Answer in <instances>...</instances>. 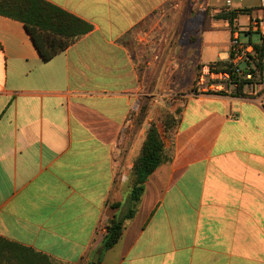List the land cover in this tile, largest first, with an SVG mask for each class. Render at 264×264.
I'll use <instances>...</instances> for the list:
<instances>
[{"label":"crops","instance_id":"crops-1","mask_svg":"<svg viewBox=\"0 0 264 264\" xmlns=\"http://www.w3.org/2000/svg\"><path fill=\"white\" fill-rule=\"evenodd\" d=\"M45 1L93 30L45 62L25 25L0 15V238L12 242L0 264L97 254L96 264H264L263 87L255 98L181 96L178 130L162 135L171 160L149 176L118 244L99 253L130 208L158 99L183 91L190 59L194 83L199 66L229 58L234 31L264 27L261 0L234 2L252 10L234 30L215 17L226 0H206L203 13L192 0Z\"/></svg>","mask_w":264,"mask_h":264},{"label":"trees","instance_id":"trees-1","mask_svg":"<svg viewBox=\"0 0 264 264\" xmlns=\"http://www.w3.org/2000/svg\"><path fill=\"white\" fill-rule=\"evenodd\" d=\"M252 10L220 12L215 17L218 20H227L232 30L235 29V21L239 13H251ZM0 15L22 22L26 30L31 35L35 46L37 47L42 59L45 62L51 61L60 53L66 51L81 37L89 34L93 26L86 21L70 14L69 12L45 1V0H0ZM254 36L258 41H253ZM241 39L254 46L255 58L253 59L252 73L255 76L254 85L259 84L260 77L264 68V44L260 33L243 32ZM211 66L219 71L228 70L230 64L228 61H217L211 63ZM202 66H199L201 70ZM199 70V71H200ZM217 95L227 96L225 93H216ZM234 96L245 98H255L254 93L244 92V83L238 87ZM182 112V111H181ZM180 118L174 115H168L166 118L165 129L169 138L176 134ZM171 151H167L162 135L156 125L149 129L141 154L136 160L133 177L134 183L130 197V208L123 217H115L108 226L107 232L102 242L99 253L102 255L113 249L120 241L126 223L132 220L136 215L137 207L145 191V183L150 175L163 163L171 160ZM12 244L4 238H0V246ZM32 264H56L48 256L38 255V261ZM96 264V262H92Z\"/></svg>","mask_w":264,"mask_h":264},{"label":"built area","instance_id":"built-area-1","mask_svg":"<svg viewBox=\"0 0 264 264\" xmlns=\"http://www.w3.org/2000/svg\"><path fill=\"white\" fill-rule=\"evenodd\" d=\"M206 0H192L193 9L199 12H206ZM237 0H226L225 12H231L234 2ZM262 8H264V0H261ZM242 32H259L264 44V27L259 21L244 26ZM241 31L236 30L232 34L230 41V56L226 60L230 67L228 70H216L210 64L201 67L197 78L195 91L197 95L225 93L227 95H235L238 87L244 83V92L252 94L258 87L264 88V68L260 77V83L254 85L255 76L251 69L253 68V59L255 58L254 46L241 40ZM137 109V108H136Z\"/></svg>","mask_w":264,"mask_h":264},{"label":"rangeland","instance_id":"rangeland-1","mask_svg":"<svg viewBox=\"0 0 264 264\" xmlns=\"http://www.w3.org/2000/svg\"><path fill=\"white\" fill-rule=\"evenodd\" d=\"M193 59H190L191 68L188 69L189 70L188 75L184 79L185 82H184L183 91H181V90L177 91V92L175 91L176 95H174L173 97H170V101H168L166 103H164L165 100L167 99L166 97H161L158 99L159 103L161 104V107H158V110L156 113V119L154 118V119H152L151 122L148 123L149 124L148 131L152 127V125H156L158 127L161 135H163V137H169L165 133L166 129H165V123H164V122H166L167 116L168 115H174V117L179 118L181 111H182V106L180 105V103L184 99L181 96H183L186 93H192L194 95H197V93L195 91L196 79H195L194 83L191 82V80L193 79V76H195V74H194L195 70L194 69H196L195 65L192 64ZM198 70H197V75L199 73ZM188 82H189V84H188ZM191 83H192V86H191ZM147 104L145 105L144 109L142 110V114L144 116L147 115L146 107L148 108L149 102Z\"/></svg>","mask_w":264,"mask_h":264},{"label":"water","instance_id":"water-1","mask_svg":"<svg viewBox=\"0 0 264 264\" xmlns=\"http://www.w3.org/2000/svg\"><path fill=\"white\" fill-rule=\"evenodd\" d=\"M95 257V262H97L99 260V254H97Z\"/></svg>","mask_w":264,"mask_h":264}]
</instances>
